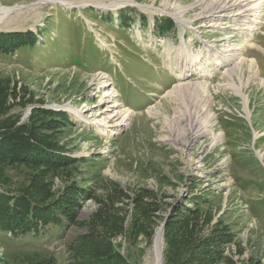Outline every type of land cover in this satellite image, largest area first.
<instances>
[{
  "label": "rangeland",
  "instance_id": "obj_1",
  "mask_svg": "<svg viewBox=\"0 0 264 264\" xmlns=\"http://www.w3.org/2000/svg\"><path fill=\"white\" fill-rule=\"evenodd\" d=\"M40 1L0 0L14 8L0 32L37 40L0 54V122L35 131L78 161L53 170L8 164L0 179L46 201L73 185L76 218L39 234L0 232V264H74L89 255L75 251L91 235L130 264H153L164 223L171 236L181 223L192 230L188 264H208L205 256L264 264V23L248 36L254 15L203 17L216 0ZM167 17L175 30L162 36L155 23ZM108 91L121 119L133 113L119 128L103 124ZM200 106L205 135L180 119Z\"/></svg>",
  "mask_w": 264,
  "mask_h": 264
},
{
  "label": "trees",
  "instance_id": "obj_2",
  "mask_svg": "<svg viewBox=\"0 0 264 264\" xmlns=\"http://www.w3.org/2000/svg\"><path fill=\"white\" fill-rule=\"evenodd\" d=\"M126 22L127 20L124 19ZM129 26L131 23H123ZM175 30L172 18H160L156 20L155 32L165 35ZM37 40L33 32L5 33L0 32V54H10L22 46H34ZM2 103L0 112H2ZM43 114L59 116L69 121L68 114L64 111H49L41 109ZM64 146L47 141L37 132L26 127H18L12 121L0 122V174L8 164L23 163L27 165H42L49 169H57L69 166L78 161L77 158L63 154ZM6 183L0 179V232L11 233L15 236L30 233L39 234L41 229L50 225L64 226V218L74 221L76 218L75 205H77L76 190L73 185L64 190L61 197L53 201L38 198L35 192L30 190H18L13 192L6 187ZM74 202V204H72ZM168 223L165 227H168ZM179 232L171 236L165 232L166 247L164 249L165 264H188L185 258L186 246L190 240L192 230L188 224L181 223ZM213 241L212 243H214ZM107 243L108 245H104ZM80 247L75 253L89 254L75 260L74 264H130L125 261L116 250H113L110 241H106L101 235H91L79 243ZM104 246V248H102ZM78 248V247H77ZM188 248V247H187ZM190 248V246H189ZM188 248V249H189ZM95 252H98L95 253ZM95 253V254H93ZM208 264L215 263L214 257H203ZM28 264H33L30 261Z\"/></svg>",
  "mask_w": 264,
  "mask_h": 264
},
{
  "label": "bare ground",
  "instance_id": "obj_3",
  "mask_svg": "<svg viewBox=\"0 0 264 264\" xmlns=\"http://www.w3.org/2000/svg\"><path fill=\"white\" fill-rule=\"evenodd\" d=\"M47 1L50 2V1H62V0H41L40 2L43 3ZM12 10H14L13 7H5V6L0 5V26L3 23H6L7 18L9 14H11ZM229 11L235 12L232 15L233 16L232 19L234 21L237 19H241V18L247 19V17L251 15L256 16L255 19H252V22L250 23V26L248 28L244 27V31L248 30L247 32H249L248 36H250L251 33L260 30L261 28L260 25L264 23V0H216L212 2L211 6L204 13L205 15L203 14L204 15L203 17L215 16L221 19L223 15L227 16V13ZM241 49L242 47H238V48H235V51L240 52ZM249 66H250L249 70H252L251 76L255 77L256 73L254 69L255 68L254 59H252ZM104 85H108V83H105ZM198 85H199V87L197 86L198 88L197 87L194 88L193 86L194 90L197 91L199 94H205L207 92L206 84H198ZM188 87H191V86H188ZM236 89H237L236 90L237 93L241 95L243 94L242 90L240 89V86H238ZM177 94L180 95L181 93H177ZM114 96H115L114 92L108 91L106 94V97L109 99V103H112V104L110 105L108 103V100L103 102L104 109L102 111V114L105 116L103 118V120L105 121L103 124H105V126L113 125L115 126V128L117 127L119 128L131 120L133 113L126 111L124 113L125 118L121 119V116H120L121 112L116 109L118 104L117 105L115 104ZM203 111H204V108L200 106L199 108H196L195 110L190 111L188 114L186 113L183 115L181 114L182 116H180L181 117L180 119L186 120V125H184L185 128H182V129L184 130L186 129L187 131H193L197 128L196 133H199L200 135H205V133H207V131L209 130V128H207L209 127V125L205 121H203V119L201 118V114L203 113ZM75 114H76V117L82 118L81 112L75 111ZM169 130H172V132H174L173 129L171 128ZM175 134H176V137L175 139H173V141L180 140L181 132H178V133L176 132ZM218 140L219 139H217L216 142L220 141ZM163 233L164 231L161 226V228L157 232V235L154 241L155 260L153 264H163V248H162Z\"/></svg>",
  "mask_w": 264,
  "mask_h": 264
},
{
  "label": "water",
  "instance_id": "obj_4",
  "mask_svg": "<svg viewBox=\"0 0 264 264\" xmlns=\"http://www.w3.org/2000/svg\"><path fill=\"white\" fill-rule=\"evenodd\" d=\"M165 226H166V224L164 223V224L162 225V229H163V231H165Z\"/></svg>",
  "mask_w": 264,
  "mask_h": 264
}]
</instances>
